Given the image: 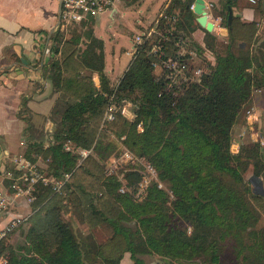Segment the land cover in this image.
Segmentation results:
<instances>
[{
  "label": "trees",
  "instance_id": "trees-1",
  "mask_svg": "<svg viewBox=\"0 0 264 264\" xmlns=\"http://www.w3.org/2000/svg\"><path fill=\"white\" fill-rule=\"evenodd\" d=\"M193 1L173 0L156 18L149 27L154 33L135 46L117 86L105 73L104 44L94 35V19L73 23L86 30L74 31L63 42L59 29L52 36L61 45L54 50L58 58L45 69L46 77L67 103L64 112L53 118L59 120L53 143L30 148L26 157L35 161L31 153L49 161L45 175L52 179L69 178L60 195L41 183L36 186L24 223L27 230L21 231L23 242L2 245L13 231L0 243L5 264H86L87 255L65 220L72 214L90 229L104 224L112 228V236L94 250L100 264H120L126 253L133 264H145L139 257L146 255L160 257L164 264H195L208 251L212 253L215 242L224 236L235 241L243 238L237 233L246 230L254 215L264 218V193L249 190L245 197L238 187L244 183L242 171L250 165L264 185V149L253 152L243 147L237 155L230 153V132L240 110L253 91L260 89L264 97V60L249 51L256 41L257 22L233 15L228 24V8L234 3L227 0L225 15L220 13L228 30L227 53L216 54L215 48L223 44L213 34L204 30L203 47L192 42V34L200 29L190 10ZM255 10L264 17V0ZM179 38L190 40L201 64L205 51L215 59L206 74L181 94H173L167 88L166 71L155 74L152 64L175 56ZM155 45L161 46L162 58L152 52ZM257 72L262 74L260 79ZM94 75L99 77V89ZM111 97L119 110L112 122L102 125ZM124 100L136 107L134 121L121 113ZM106 134L118 142L124 138L121 143H127L134 156L144 157L173 198L156 184L141 203L129 194L120 195L123 182L118 175H106L110 158L117 155H113L115 141L105 142ZM83 149L92 151L81 160L78 151ZM135 168L124 177L131 189L141 177V168ZM182 224L192 226L190 235ZM235 254L242 257L240 251Z\"/></svg>",
  "mask_w": 264,
  "mask_h": 264
},
{
  "label": "crops",
  "instance_id": "crops-1",
  "mask_svg": "<svg viewBox=\"0 0 264 264\" xmlns=\"http://www.w3.org/2000/svg\"><path fill=\"white\" fill-rule=\"evenodd\" d=\"M215 1L204 0L207 21L213 24L211 34L218 42L226 44L228 30L220 14H217ZM60 2L61 0H0V189L9 199V205L1 218L2 223L17 216L29 217L31 209L27 211L26 207L29 205L25 200L12 197L11 186L19 183L24 171L13 160L21 157L46 174L50 162H44L30 153L31 158H37L32 161L26 154L32 147L47 148L53 142L56 122L59 121L58 118L57 121L53 118L64 112L67 103L60 93L54 92L45 72L58 58L54 50L61 45L52 36L59 29L62 33L59 40L63 42L67 38L64 35L67 27L62 26L59 21ZM231 9L233 15L240 17L242 21L257 22V37L250 50L256 52L263 61L264 17L258 15L255 8L253 12L240 13L233 4ZM109 12L110 16L116 14L114 7ZM93 29L97 37L95 27ZM204 37V29L200 27L192 34V42L203 47ZM97 38L104 44L103 39ZM209 53L205 51L204 54L211 59ZM127 55L131 62L133 51L127 52ZM105 73L115 86L123 77L122 74L113 79V70L110 73L106 65ZM255 75L260 79L262 74L257 72ZM93 82L99 89L97 75L93 76Z\"/></svg>",
  "mask_w": 264,
  "mask_h": 264
},
{
  "label": "rangeland",
  "instance_id": "rangeland-1",
  "mask_svg": "<svg viewBox=\"0 0 264 264\" xmlns=\"http://www.w3.org/2000/svg\"><path fill=\"white\" fill-rule=\"evenodd\" d=\"M167 1L168 0H117L113 6L116 10V14L114 16H110V12L107 11L99 18L94 19L93 28L95 27L97 37L104 40L105 65L106 69L110 73L111 70H113V73L111 74L113 79L121 76L127 69L130 62V57L127 55V52L134 50L135 36L144 32L145 29L149 28L155 22ZM171 1L173 2V0ZM226 1L227 0L215 1V8L218 15L220 13L225 15L223 8ZM232 1L240 13L253 12L255 11L254 8L257 6L255 5L253 8L249 6L245 0ZM66 27L64 35L68 37L72 36L74 31H76L77 34H81L86 30L85 28L77 25L74 26L72 24L67 25ZM222 44L223 46L215 48L216 54L227 53V49L225 47L226 45H224V43ZM255 54L257 53L255 52ZM203 56L205 59H203L204 62L202 64L210 69L209 63L214 62V55L211 52L209 53L211 59H208L205 54H203ZM160 70L161 68L156 69L155 74H158ZM249 108H254L258 114V121L255 123L247 122L245 112ZM137 130L138 133H141V126H138ZM255 133L261 135V137L257 136L260 141H255L254 138H252V134ZM230 139V153L232 155H237L243 147L250 148L253 152L258 149H264V97L261 96L260 92L257 90L252 92L251 99L240 110L239 115L231 128ZM104 140L105 142L108 140L115 141L116 148L113 155L117 154L116 156H120L124 149H127L132 153V150L127 143L122 144V140L119 142L116 141L113 135L106 134ZM261 141L263 143H261ZM138 168L141 167H136L135 169ZM131 170H133L132 166L123 165L118 172L117 178L123 183H126L124 179L125 174L127 172H131ZM241 175L244 183L238 187L243 196L246 197L249 190H252L256 194L264 193V185L262 184V181L255 178L253 165L244 169ZM223 182L226 185L232 184L224 179ZM251 182H253V184ZM164 185L169 188L166 183H164ZM28 207H26L27 211L30 209ZM65 220L72 226L81 248L87 255L86 264H100L95 259L93 253L97 245L105 242L112 236V228L108 224H104L100 227L90 229L86 227V225L83 224L74 214L67 215ZM182 226L186 228L187 235L192 233L191 225L182 224ZM22 230H27L26 224L17 228L2 242V245L5 246L22 243ZM237 235H242L243 238L235 241L232 238L228 237L227 239V236H224L222 239L217 240L212 253L208 251L206 255L196 259L194 263L264 264V218L262 216L259 217L254 215L253 218L249 220L246 230L244 232H238ZM236 250L242 253V257L240 259L236 257ZM213 256H215L216 259H213ZM139 258H141L145 264H164L160 257L157 256L146 255L140 256ZM120 264H133L128 253L124 255Z\"/></svg>",
  "mask_w": 264,
  "mask_h": 264
},
{
  "label": "built area",
  "instance_id": "built-area-1",
  "mask_svg": "<svg viewBox=\"0 0 264 264\" xmlns=\"http://www.w3.org/2000/svg\"><path fill=\"white\" fill-rule=\"evenodd\" d=\"M116 1L117 0H61L60 22L62 26L66 27L73 23H80L88 18L97 19L105 12L111 11ZM245 1L251 6L257 5L259 2V0ZM170 2L171 0H168L164 5L161 14H159V18L162 17V13L168 9ZM193 8L194 4L190 6V10L193 11ZM153 33L154 30L148 28L146 31L135 36V46L142 44L143 39L150 38ZM175 46L177 48L175 56L165 57L159 62H154L152 66L154 69H164L166 71L167 88L174 91L173 94H181L187 85L196 82L207 73V67L200 63L201 59L191 48L190 40L179 38L176 41ZM152 52L157 53L161 58L164 56L161 46L155 45ZM134 54L135 47L133 50V55ZM122 104V115L129 121H134L136 118V107L126 100H124ZM118 110V106L112 101L111 97L103 116L102 125L104 123L112 122ZM245 115L248 123H255L258 121V114L254 108H249L245 112ZM257 136L261 137V135L257 133L252 134V138H254L255 141H260ZM121 140L123 141L124 138ZM261 143L263 142L261 141ZM50 145H47V147ZM66 150L68 151L69 149L66 148ZM91 151L92 150H79L78 154L81 160L85 159ZM13 161L21 171H24L19 183H14L11 186L13 191L12 197L13 199L22 198L28 205L33 201V195L36 192V186L38 184L41 183L44 186H48L55 194L60 195L63 185L69 178V175H64L60 179H52L45 176L37 169V167L21 157L14 158ZM123 165L141 167V170H139L141 177L140 180L134 184L132 189L128 188V186L123 183L118 190L120 195L129 194L135 202L141 203L147 198L148 190L151 186L156 184L157 189L166 191L170 199L173 198L172 192L167 189L163 182L158 180L157 172L154 167L144 157L138 158L127 149H124L120 156H112L110 158L107 165L106 175L108 177L117 176ZM8 205V196L0 189V243L27 220L26 217L17 216L2 223V215L6 211ZM5 263L6 258L0 259V264Z\"/></svg>",
  "mask_w": 264,
  "mask_h": 264
},
{
  "label": "water",
  "instance_id": "water-1",
  "mask_svg": "<svg viewBox=\"0 0 264 264\" xmlns=\"http://www.w3.org/2000/svg\"><path fill=\"white\" fill-rule=\"evenodd\" d=\"M205 2L204 0H195L193 13L197 16V23L198 25L203 28L206 32L211 33L213 29V24L207 21V13L205 11ZM60 11H61V2H60ZM233 16V11L229 7L228 8V19L227 23L229 24L231 18ZM60 21V15H59Z\"/></svg>",
  "mask_w": 264,
  "mask_h": 264
}]
</instances>
